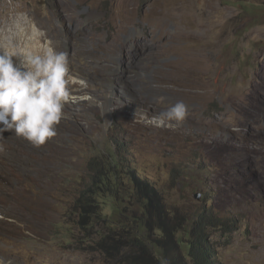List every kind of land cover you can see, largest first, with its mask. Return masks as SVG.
<instances>
[{"label":"rangeland","instance_id":"obj_1","mask_svg":"<svg viewBox=\"0 0 264 264\" xmlns=\"http://www.w3.org/2000/svg\"><path fill=\"white\" fill-rule=\"evenodd\" d=\"M0 21V49L65 51L73 81L57 135L9 156L18 172L0 163L20 194L0 264H148L101 235L90 181L114 170L116 137L182 226L202 206L231 221L210 229L222 264H264V0H0ZM177 101L187 118L155 127Z\"/></svg>","mask_w":264,"mask_h":264},{"label":"trees","instance_id":"obj_2","mask_svg":"<svg viewBox=\"0 0 264 264\" xmlns=\"http://www.w3.org/2000/svg\"><path fill=\"white\" fill-rule=\"evenodd\" d=\"M116 139L117 148L109 154L114 170L109 168L110 174L95 175L99 179L90 181L97 189L99 217L106 223L102 237L107 235L108 239L110 230L117 231L121 246L129 242L133 255H143L148 264H222L210 229H229L231 221H223L202 206L182 226L177 209L171 206L164 191L154 185V180L145 176L134 178L124 154L128 153L126 144ZM118 171L126 172L127 176ZM175 217L179 218L175 220L178 223ZM168 220H173V227ZM125 238L128 240L124 241ZM113 246L118 247L119 243Z\"/></svg>","mask_w":264,"mask_h":264},{"label":"clouds","instance_id":"obj_3","mask_svg":"<svg viewBox=\"0 0 264 264\" xmlns=\"http://www.w3.org/2000/svg\"><path fill=\"white\" fill-rule=\"evenodd\" d=\"M0 50V136L14 130L15 135L39 147L57 135V126L66 115L64 108L70 101L73 83L68 54L53 46ZM13 57L20 58L19 65L14 64ZM187 116L188 105L177 101L153 117L151 123L167 127L172 122H183ZM3 150L0 145V152Z\"/></svg>","mask_w":264,"mask_h":264},{"label":"bare ground","instance_id":"obj_4","mask_svg":"<svg viewBox=\"0 0 264 264\" xmlns=\"http://www.w3.org/2000/svg\"><path fill=\"white\" fill-rule=\"evenodd\" d=\"M0 22L3 23V26L6 25V23L4 21H0ZM76 22L80 23L79 20H76ZM9 32H10L9 29L7 28V26H5L2 34L0 33V40H3L4 33L6 34ZM17 40H18V38H17ZM117 40H119V36L116 33H115V35H112L110 37V41H117ZM56 41L57 40H55V42ZM59 46L61 47V44ZM107 49H110L112 51L117 50L115 47H111L109 45L107 46ZM82 52L83 51L79 50L76 52V55L77 54L79 55ZM165 101L166 100H164V102ZM27 143L28 142L23 137H19V136L15 135L14 130L3 132V136H0V145L3 146L4 150H3V152H0V163L7 165L12 171L18 172L20 167H21L20 160L13 161L12 159L9 158V156L16 155V154H20V155H22V157L25 156V153H26L25 150L28 147ZM21 159H23V158H21ZM4 188H5V185L0 181V208H1V215H2V216H0V218L2 217L5 220V222H2L3 220L1 219L2 221L0 220V224L3 223V224L8 225V226H13L12 223H14L18 219V215H16L15 211H17V209H18L17 206L19 203H18L17 199L19 198L20 194H19L18 190L14 191L11 189H4ZM2 202H5L4 207H2V205H1ZM4 216H6V218ZM2 261L5 262L4 259H2Z\"/></svg>","mask_w":264,"mask_h":264}]
</instances>
